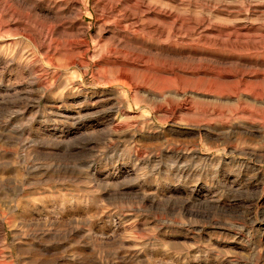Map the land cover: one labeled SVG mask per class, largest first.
Returning <instances> with one entry per match:
<instances>
[{
	"label": "rangeland",
	"instance_id": "rangeland-1",
	"mask_svg": "<svg viewBox=\"0 0 264 264\" xmlns=\"http://www.w3.org/2000/svg\"><path fill=\"white\" fill-rule=\"evenodd\" d=\"M0 264H264V0H0Z\"/></svg>",
	"mask_w": 264,
	"mask_h": 264
},
{
	"label": "bare ground",
	"instance_id": "bare-ground-1",
	"mask_svg": "<svg viewBox=\"0 0 264 264\" xmlns=\"http://www.w3.org/2000/svg\"><path fill=\"white\" fill-rule=\"evenodd\" d=\"M96 2H97V1H96ZM122 3L126 5L125 2H122ZM107 4H108V3H107ZM138 4H139V3L136 4L137 7H138ZM141 4H142V3H141ZM141 4H140V5H141ZM104 6H105V5H104ZM106 6H107V5H106ZM106 6H105V7H106ZM105 7H104V8H105ZM141 7H142V6H141ZM110 8H111V7H110ZM112 9H113V8H112ZM122 9H123V8H122ZM140 9H141V8H140ZM110 10H111V9H110ZM112 11H113V10H112ZM118 11H119V10H118ZM121 11H122V10H121ZM121 11H119V12H121ZM124 11H125V12H124V13H125V14H124V17H125V18H124V19H126V21H129V22L135 21L136 19H138V18L141 16L140 14H142L141 11H140L139 13H137V14H133V13L129 12L127 9H124ZM142 11H143V10H142ZM147 11H149V9H148ZM117 13H118V12H117ZM110 14H112V13H109V15H110ZM122 14H123V12H122ZM145 14H146V13H145ZM109 15L106 17V19L110 18ZM167 16L170 18L171 14H169V15H167ZM167 16H166V17H167ZM113 17H114V16H113ZM113 17H112V18H113ZM168 17H167V18H168ZM112 18H111V19H112ZM170 19H171V18H170ZM138 20H139V19H138ZM119 22H120V21H119ZM122 23H123V22H122ZM137 23H138V22H137ZM137 23L135 22V24H137ZM128 24H129V23H128ZM133 25H134V24H133ZM138 26H139V25H138ZM149 27H150V26H149ZM121 28H122V27H121ZM123 28H124V27H123ZM131 28H132V27H131ZM123 30H124V29H123ZM127 30H128V29H127ZM157 30H158V29H157ZM157 30H155L153 33H154V34L159 33V35L162 36V35H163V32L160 31V30H159V31H157ZM78 37H79V36H78ZM158 37H159V36H158ZM84 43H85V42H84ZM75 44H78V43H75ZM78 45H79V44H78ZM80 45H81V44H80ZM75 46H76V45H75ZM75 48H76V47H75ZM78 52H79V51H78ZM78 52H76V54H77ZM82 52H83V51H82ZM85 52H86V50H84L83 56L86 55ZM80 53H81V51H80ZM76 56H77V55H76ZM79 56L81 57L82 55H79ZM83 58H84V57H83ZM83 58H82V59H83ZM83 60H84V59H83Z\"/></svg>",
	"mask_w": 264,
	"mask_h": 264
}]
</instances>
